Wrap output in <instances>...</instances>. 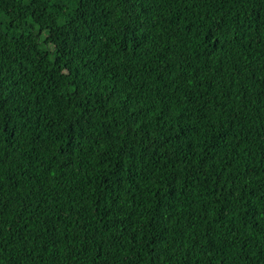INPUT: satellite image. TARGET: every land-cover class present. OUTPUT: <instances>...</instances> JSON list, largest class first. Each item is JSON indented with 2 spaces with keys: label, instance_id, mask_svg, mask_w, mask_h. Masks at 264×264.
<instances>
[{
  "label": "trees",
  "instance_id": "trees-1",
  "mask_svg": "<svg viewBox=\"0 0 264 264\" xmlns=\"http://www.w3.org/2000/svg\"><path fill=\"white\" fill-rule=\"evenodd\" d=\"M0 117V264H264V0H0Z\"/></svg>",
  "mask_w": 264,
  "mask_h": 264
},
{
  "label": "snow or ice",
  "instance_id": "snow-or-ice-1",
  "mask_svg": "<svg viewBox=\"0 0 264 264\" xmlns=\"http://www.w3.org/2000/svg\"><path fill=\"white\" fill-rule=\"evenodd\" d=\"M218 31H219V28H217L215 31L212 32L211 36L209 37V43H211V44L219 43V38L216 35V32H218ZM0 121H2V117H0ZM4 130L5 129L2 126H0V132H2ZM13 135H14V133H13ZM233 184H235V181H233ZM239 190H240V185H236L235 190L231 193L232 198L234 200H236L237 202H239L245 198L243 192H240ZM238 192H239V195H237Z\"/></svg>",
  "mask_w": 264,
  "mask_h": 264
}]
</instances>
